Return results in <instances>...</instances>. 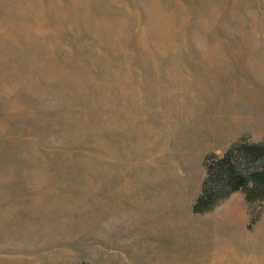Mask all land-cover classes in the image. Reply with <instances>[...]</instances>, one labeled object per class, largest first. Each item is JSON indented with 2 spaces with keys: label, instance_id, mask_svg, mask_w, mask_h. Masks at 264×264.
<instances>
[{
  "label": "rangeland",
  "instance_id": "374dc122",
  "mask_svg": "<svg viewBox=\"0 0 264 264\" xmlns=\"http://www.w3.org/2000/svg\"><path fill=\"white\" fill-rule=\"evenodd\" d=\"M239 138L264 0H0V264H264V185L192 210Z\"/></svg>",
  "mask_w": 264,
  "mask_h": 264
},
{
  "label": "trees",
  "instance_id": "16d2710c",
  "mask_svg": "<svg viewBox=\"0 0 264 264\" xmlns=\"http://www.w3.org/2000/svg\"><path fill=\"white\" fill-rule=\"evenodd\" d=\"M252 184L264 185V141L250 142L239 138L220 154L205 159L192 210L209 212L231 193Z\"/></svg>",
  "mask_w": 264,
  "mask_h": 264
},
{
  "label": "crops",
  "instance_id": "0c3cea01",
  "mask_svg": "<svg viewBox=\"0 0 264 264\" xmlns=\"http://www.w3.org/2000/svg\"><path fill=\"white\" fill-rule=\"evenodd\" d=\"M236 192H237V191H236ZM236 192H233V193H236ZM233 193H231V194H230L226 199H224L223 201H226V200H228V199H233ZM223 201H221L217 206H219ZM217 206H216V207H217ZM216 207H215V208H216ZM215 208H214V209H215ZM214 209H213V210H214ZM211 211H212V210H211ZM211 211H209V212H211ZM205 213H208V212H205ZM229 219L233 222V213H232V216H231Z\"/></svg>",
  "mask_w": 264,
  "mask_h": 264
}]
</instances>
